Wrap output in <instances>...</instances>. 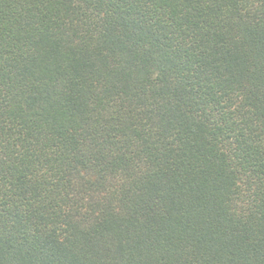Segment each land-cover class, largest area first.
Instances as JSON below:
<instances>
[{
    "label": "trees",
    "instance_id": "1",
    "mask_svg": "<svg viewBox=\"0 0 264 264\" xmlns=\"http://www.w3.org/2000/svg\"><path fill=\"white\" fill-rule=\"evenodd\" d=\"M0 264H264V0H0Z\"/></svg>",
    "mask_w": 264,
    "mask_h": 264
}]
</instances>
